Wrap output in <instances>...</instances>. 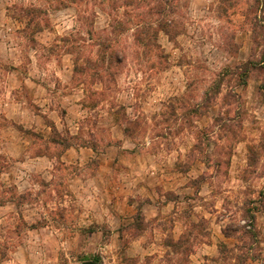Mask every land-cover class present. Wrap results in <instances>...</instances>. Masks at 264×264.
Here are the masks:
<instances>
[{
    "label": "rangeland",
    "instance_id": "rangeland-1",
    "mask_svg": "<svg viewBox=\"0 0 264 264\" xmlns=\"http://www.w3.org/2000/svg\"><path fill=\"white\" fill-rule=\"evenodd\" d=\"M0 206V264H264V0H0Z\"/></svg>",
    "mask_w": 264,
    "mask_h": 264
},
{
    "label": "crops",
    "instance_id": "crops-1",
    "mask_svg": "<svg viewBox=\"0 0 264 264\" xmlns=\"http://www.w3.org/2000/svg\"><path fill=\"white\" fill-rule=\"evenodd\" d=\"M2 110L4 112V117L7 118V119H11L9 117V112L10 111L7 110L5 107ZM40 112L43 115V117L49 119L51 121L52 125L58 131H60V129L58 127V125H59L58 122L59 121L57 122L55 119L53 120V116H52V114L54 112H56L55 108L47 107L46 110L42 109V111H40ZM68 116L69 115L66 113L65 116H64V120L65 119L67 120ZM66 120L63 121V123L61 124L62 127L64 126V123L68 126V121H66ZM12 121L15 124H20L22 130H25V128H29V129L31 128V126H28L26 123H24V121H19V120H16V119H14ZM43 125H44V127H46V124L44 122H43ZM47 128L49 129L50 126H47ZM75 129H78V128H75ZM67 130L69 131L70 136L77 134V133H72L70 126L67 127ZM60 159H61L62 162H65V164H74V165L78 166V168L79 167L80 168H83V167L85 168L88 165L89 161L93 162L95 160V162H96L97 167H96L95 172H94L93 175H88V176H84L83 177V176H81L82 174L79 173V175L78 174H74L73 178H69L67 180L68 182H70V184L67 186V188L69 190H71V192L75 190V192H77V193L81 192L83 194V193L89 192L90 195L95 194L94 193L95 192L94 189H96V188L92 184L97 185L98 182L109 179V177L103 178V176L101 175V173H102L101 170H102L103 167H106L108 171L109 170L111 171L109 174H110V176H112V177H110L112 179L113 178L118 179L119 177L120 178L122 177L123 179H128V177H126V175H125V173H127L126 170H125L124 173H120V172L116 171L117 160H116L115 156H113L112 153L108 152V151L98 152L97 150H94V149H92L89 146H80V145H77V144H72V145H70L68 148H66L61 153ZM29 161L33 162L32 165H29V168L30 169L34 168V170L39 168L38 166L40 164H41L40 166H46V164L51 166V164H52V158H49V157H46V156H43V155L31 156V157H29ZM33 164H35L37 167H34L35 165H33ZM49 168H51V167H49ZM4 175L9 176V173H5ZM11 179H13V178H11ZM76 181H77V183H75ZM24 182H25V180H24ZM72 182L75 183V185H76L75 188L76 189L72 190V188H73V185L71 184ZM26 183L28 184V187H29L30 186L29 182L26 181ZM12 184L15 187L17 186V184H16V182L14 180H13ZM90 187H92V188L90 189ZM142 206H141V212L143 213L144 212V208ZM0 207H2V206H0ZM204 246H205V244H204ZM207 247L209 249H214V243H212L211 245H209ZM199 252L200 251H198L196 249L194 251V253L189 256V261H188L187 264H194L193 259L199 256ZM213 252L214 251L212 250V253H210V254L213 255ZM205 255L208 256L209 253H206V251L203 250L200 256H205ZM196 263H197V261H196Z\"/></svg>",
    "mask_w": 264,
    "mask_h": 264
},
{
    "label": "trees",
    "instance_id": "trees-1",
    "mask_svg": "<svg viewBox=\"0 0 264 264\" xmlns=\"http://www.w3.org/2000/svg\"><path fill=\"white\" fill-rule=\"evenodd\" d=\"M53 144H56V145H63V143H61V142H57V143H55V142H52ZM72 144H76V143H65L64 144V148L62 149V152L66 149V148H68L70 145H72ZM78 145V144H77ZM80 146H88V145H85V144H81ZM89 147H91L92 149H94L95 150V147H93V146H89ZM61 152V153H62ZM139 213L141 214V208H139ZM229 229H225L224 231H222L223 232V234L224 235H227V231H228Z\"/></svg>",
    "mask_w": 264,
    "mask_h": 264
},
{
    "label": "water",
    "instance_id": "water-1",
    "mask_svg": "<svg viewBox=\"0 0 264 264\" xmlns=\"http://www.w3.org/2000/svg\"><path fill=\"white\" fill-rule=\"evenodd\" d=\"M80 264H101V263H96V262H93V261H86V262H82Z\"/></svg>",
    "mask_w": 264,
    "mask_h": 264
}]
</instances>
